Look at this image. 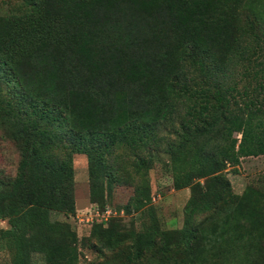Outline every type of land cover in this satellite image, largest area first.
<instances>
[{"label": "trees", "instance_id": "1", "mask_svg": "<svg viewBox=\"0 0 264 264\" xmlns=\"http://www.w3.org/2000/svg\"><path fill=\"white\" fill-rule=\"evenodd\" d=\"M0 130L19 152L15 178L0 188V246L10 264H32L34 255L78 262L76 233L50 219L76 215L78 153L101 214L114 183L134 185V210L150 203L156 153L168 157L173 188L190 189L179 230H131L117 211L94 222L99 264H264L256 246L264 244V194L249 190L215 216L230 192L227 165L264 156V0L0 6ZM120 150L132 152V179L121 176Z\"/></svg>", "mask_w": 264, "mask_h": 264}, {"label": "rangeland", "instance_id": "2", "mask_svg": "<svg viewBox=\"0 0 264 264\" xmlns=\"http://www.w3.org/2000/svg\"><path fill=\"white\" fill-rule=\"evenodd\" d=\"M22 0L0 1L2 10L13 9ZM235 139L240 140V134H234ZM137 154L145 156L146 152L137 151ZM132 152L128 150L118 151V163L123 167V178H134L132 168ZM19 162V152L15 143L6 138L0 130V188L13 181ZM74 172V198L76 213L89 209L93 205L89 201V178L88 160L84 154L78 153L73 156ZM224 178L230 185V192L226 194V200L216 204L215 212L224 216L236 206L238 200L249 190L264 194V156L242 158L239 165L228 166L224 170ZM148 185L150 189V203L142 210L136 211L133 206L134 185L132 183L113 184L112 189L106 195L105 206L121 213L118 219L128 229L141 231V229L154 228L159 231L179 230L183 227L186 217V206L190 197V189L176 190L173 188L168 157L161 153L155 154V160L147 172ZM129 182V181H128ZM99 208H101L99 206ZM209 215L198 214L192 223L193 227L201 223ZM52 221L68 223L76 233L79 241L80 256L76 264H99L104 258L93 253L90 247L91 225L77 224L73 217H65L55 212L50 213ZM148 227V228H147ZM7 228L5 222H0V229ZM259 246V253L264 256V244ZM263 247V249H262ZM107 260L113 255L108 253ZM11 256L4 246H0V264H10ZM32 264H44L41 255H34Z\"/></svg>", "mask_w": 264, "mask_h": 264}, {"label": "built area", "instance_id": "3", "mask_svg": "<svg viewBox=\"0 0 264 264\" xmlns=\"http://www.w3.org/2000/svg\"><path fill=\"white\" fill-rule=\"evenodd\" d=\"M116 215V211L109 207H106L104 213L101 214L97 205H90L89 209H85L84 211H81V213L77 212L74 219L79 225H92L94 222H106L110 217Z\"/></svg>", "mask_w": 264, "mask_h": 264}]
</instances>
